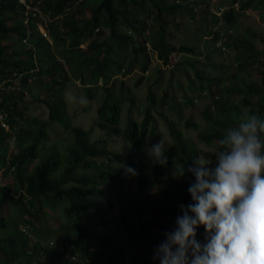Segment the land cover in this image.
<instances>
[{"label": "trees", "instance_id": "16d2710c", "mask_svg": "<svg viewBox=\"0 0 264 264\" xmlns=\"http://www.w3.org/2000/svg\"><path fill=\"white\" fill-rule=\"evenodd\" d=\"M177 1L26 0L30 7L27 9L19 0H0V84L2 80L6 81L4 90L0 89V107L6 110V121L10 126L9 130L0 126V177L14 180V184H0V212L9 206L15 213L10 218L0 216V264H159L153 258L155 249L166 239L164 234L176 227V218L182 215L180 206L192 203L188 188L195 182V177L186 172L185 181H182L176 173L199 157L200 151L183 138L177 123H173L170 129L177 144L165 148L167 164L147 163L146 158L140 156L143 140L134 123H130L125 131L119 129L122 101L107 87L110 75L114 73L113 54L124 55L132 47L134 59L141 56L144 59L142 70L148 71L150 60L146 46L123 29L132 28L151 38L160 61L170 66L172 54L183 53L191 57L196 55V47L183 45L178 48L168 42L167 36L171 34L169 17L185 12L194 20H200L210 36L215 31L213 41H218L220 33L226 35L233 29L238 32L239 17L253 7L254 0L243 3L239 10L233 7L239 0H230V10L213 17L208 11V0H192L186 5ZM147 3L156 11L151 20L152 10L147 8ZM255 4L260 6L259 2ZM35 6L55 18V23L60 21L59 25L54 22L48 25L52 44L38 29L33 12ZM194 6L199 11L195 12ZM83 12L87 17L82 18ZM261 17L264 21V14ZM151 21L158 26L152 27ZM178 23L179 19H176V27ZM248 29V38L257 37L264 44V36ZM106 31H109V37L100 43ZM29 33L31 38L24 43L23 39ZM93 38L89 50L83 53L79 46ZM248 38L231 35L225 44L240 50L241 54L236 72L231 76V86L220 92H213L209 85L211 79L196 67L197 59L192 57L191 62L181 64L192 68L189 84L200 97L203 92H208L211 98L220 95V100L214 103L215 114L209 104L202 110L207 127L200 140L207 146L219 142L225 129L233 125L234 118L241 112L264 118V63L261 61L264 60V47L259 50ZM67 47H71L72 52L67 57L70 76H79L84 84H97L104 78L108 95L98 109V127L104 129L109 138L123 137L130 141L133 147L129 158L113 153L107 147L108 141L92 138L90 132L71 123L65 98L71 77L58 65L54 53L59 51L65 56ZM213 50L201 52L206 55L207 62L214 53L224 54L221 48ZM34 53L38 55L40 71H35ZM225 69L223 67L222 73ZM14 71L24 73L20 84L17 79L11 82ZM243 74L249 76L250 82H246ZM34 77L35 89L29 86ZM142 81L140 78L137 86ZM161 81L157 76L155 84ZM33 90L40 93L37 99L41 102L40 97L43 98L45 93L44 100L50 109L49 121L27 114L29 108L22 106L25 93L32 94ZM88 91L91 94V90ZM157 93L149 89L151 106L164 107L169 99L173 104L170 109L177 105L181 115L177 96L165 92L159 97ZM91 97L94 98V94ZM183 100L187 106L192 104V99L187 96L183 95ZM50 121L70 129L74 135L72 145L71 141L62 145L66 146L69 155L67 163L57 145L46 147ZM186 123L192 125L189 121ZM179 143L184 146L179 147ZM112 158L116 167L109 163ZM37 161L40 162L39 173L33 169H38L34 167ZM126 167L135 169L137 174L127 173ZM128 177L131 187L127 194L123 188ZM99 198L107 201L108 207L98 205ZM58 215L62 224L54 226L50 221ZM31 235L35 238L34 244H30ZM204 236L205 230L198 227L197 240ZM46 239L49 242L44 246ZM134 249L136 252L130 256L129 252Z\"/></svg>", "mask_w": 264, "mask_h": 264}, {"label": "clouds", "instance_id": "9594fccd", "mask_svg": "<svg viewBox=\"0 0 264 264\" xmlns=\"http://www.w3.org/2000/svg\"><path fill=\"white\" fill-rule=\"evenodd\" d=\"M177 3L182 4L180 0H178ZM236 4H238L239 6L238 2ZM229 7L231 8L232 6ZM233 7L236 10H239V8H236L235 5ZM230 8L226 9L224 5L218 7H213L210 5L208 11L212 13V17L213 15L221 16L224 15L225 12L229 11ZM197 11H199L198 7H196L195 9V12ZM33 12L35 19L38 20L37 25L40 33H42L43 38H45L50 42V44H52L53 40L51 34H49L48 25L52 24L53 22L55 25H59L60 21L58 23H55V18H52L50 14H44V12L40 10L39 6H35V8H33ZM123 29L127 35L143 42L147 48V52L149 51V47L152 44L151 38L146 37L144 34V36L140 35L138 31H135L132 28L124 27ZM98 30L99 29L96 30V33H98ZM206 33L207 37L209 36L208 41L206 42L210 43L213 49L216 47L221 48L224 54L229 51L228 49H230V47L228 48L225 44L228 43L231 35L233 37L236 35V32L233 29L230 30L226 35L220 33L221 38L218 41H213L214 36H216V32L214 31L213 35L210 36L206 29ZM109 34V31H106L105 35L100 38L99 42L101 43L105 41L109 37ZM171 34L169 35V37L171 36ZM29 38H31L30 33L28 34V37L26 39H23V42L27 43ZM94 39L95 38L82 43L79 46V49L83 53L87 52L89 50L91 42ZM184 46L190 45L184 44ZM131 48L132 47L129 48L130 52L133 55L131 63L136 64L141 62L142 69V66L144 65V59L141 56H138L136 59H134V54ZM67 49L68 52L64 51L66 53L65 56H63V53L59 51L54 53L56 55V61L58 65L62 66L66 73L70 76L71 66L67 60V57H70L72 52L71 47H67ZM128 50L124 54L125 56L128 55ZM181 54L184 57H190V55L187 56L183 53H180V56ZM173 55L174 54H172V56ZM116 56V54H113L111 60L114 68V73L110 75L111 79L107 87L110 88L115 98L122 101L121 112L119 115L120 122L118 127L122 130V128L120 127L123 113L122 106L127 101L131 105V107L127 109L128 125H130V123H134L135 128L138 131L137 133L139 138H142L143 140L144 147L143 152L140 156H144L147 163H149L148 161H153L160 165H166L168 162V158L165 154V148L172 143L177 144L172 136L170 126L173 123H177L178 129L182 132L183 138L185 139V131L189 129L197 130L198 124L196 122L194 123L191 119H186L184 121V110L187 109V107L194 106L203 109L204 107H206V105L209 104L214 112V103L215 101L220 100V95L217 94L215 97L211 98L209 97L208 92H203L202 96L200 97L198 92L193 91L190 87V84H188L189 88L187 90L191 91L192 93H187V97L192 99V104H189L190 106H187L185 105L184 100L181 101L177 99V103H179L181 106V115L179 113V109H177V105H175V109H170L173 107V104L169 99H167V104L164 107L160 106L159 109H162L161 112H159V110L153 112V109L156 106L150 105L148 97L146 98L147 102L146 100L141 101L139 98V90L136 87L142 84L141 83L137 86V82L140 78L137 80L136 84L131 87H126L125 84L127 82H124L123 78L118 79L119 76H122L124 72H129L128 75L131 74L132 70H125V57H122L121 61L116 62ZM193 56L194 55H191L190 58H192ZM193 58L196 59L195 57ZM149 60L151 64L150 54ZM261 61L262 63H264L263 59H261ZM33 62L36 68L35 71H40L38 55L35 53L33 54ZM13 75L14 79H11V82L17 79L18 81L16 82H19L20 84L24 73L14 71ZM72 76L73 75L70 76L71 80L68 82V84L72 81L74 77ZM75 76L77 77V83L81 86L83 91L88 94V89L91 90V94H88L89 98L95 99L100 94L98 91L101 90L103 93L100 97L102 98L101 104H103L104 98L108 95L104 89V85L106 84L104 78H100L97 84H92L90 82H86L84 84L79 76ZM34 81L35 77L32 79V82L29 84V86L32 85V87H34V85L36 84V82L34 83ZM119 81L120 84L118 86ZM5 84L6 81L2 80L0 89L4 90ZM67 87L65 90V96ZM115 87L116 89H118V92L128 91L129 95H127V97H121V95L118 94L119 96H117V94H115L114 92ZM211 87L214 93L219 92L215 90V87ZM28 94L29 92L25 93L23 103H30V100H27V98H29ZM93 94L94 98L91 97V95ZM44 98L45 93L44 97H40V99L42 100V103L46 104ZM1 102L2 98H0V103ZM136 102L138 103L135 104ZM142 102L146 104L145 108L143 109L145 111V114L143 120L139 122L133 118L132 111L135 109L136 105H139ZM26 106L28 107V104H26ZM46 106L49 111L48 119H41V121H49V119H51L49 106L47 104ZM101 106L102 105H100V107ZM150 106L151 108L149 109ZM67 112L68 114L70 113L68 104ZM5 113L6 110L0 107V114L2 115L3 122L7 125V127L2 126L1 120L0 126L3 129L9 130L10 126L6 121L7 117ZM170 113H175L176 119L171 118L169 115ZM156 114L159 115V117L165 124L167 132H169V135L172 138L171 144H166V138L163 136L164 133L158 132V119L156 118ZM35 117L38 118L37 116ZM201 117L204 119L203 115ZM70 121L71 123H73L71 116ZM183 121L184 124L182 128ZM187 121L192 123V125L189 126L188 123H186ZM48 123L50 127H52V125H59L64 127L63 125L57 124L52 121ZM73 125L75 124L73 123ZM173 127L175 126H172V128ZM206 127L207 122L203 131H205ZM99 129L104 135L103 141H106V143L108 141L107 147L110 151L115 154L121 155L124 158H129L133 147V144L130 141H126L125 139H123V137L109 138L107 137L104 129ZM203 131L199 133V141L204 144V142L200 140V135ZM113 138L121 139L124 143V146L119 153H116L110 147L111 140H107ZM147 139H150L149 143L147 142ZM186 139L189 141V138ZM69 140L70 138L66 143H64V145H66ZM191 144V146H194L196 150L200 151L199 157H197L186 167L178 169L176 176L182 177V181H185L184 175L186 172L191 173L195 177V182L192 183L188 188L192 203L188 204L187 206H180L182 215L177 216L176 227L174 228V230L166 232L164 234L166 239L155 249L153 258L158 260L159 264H264V118H261L258 115L249 112H241L240 114H238L234 118L233 125L225 129L224 134L219 142L211 146H207L206 144H204L206 147H215L217 151L214 153L206 150H201L195 144ZM183 146V144L179 143V147ZM109 163L112 166L116 167L115 159L112 158ZM126 172L132 174L133 176L137 174L135 169L131 167H126ZM190 177L191 176H189L188 178ZM198 227L205 230V236L204 238L197 240Z\"/></svg>", "mask_w": 264, "mask_h": 264}, {"label": "rangeland", "instance_id": "374dc122", "mask_svg": "<svg viewBox=\"0 0 264 264\" xmlns=\"http://www.w3.org/2000/svg\"><path fill=\"white\" fill-rule=\"evenodd\" d=\"M170 1V0H169ZM210 5L213 7L223 6L226 9H229V1L230 0H208ZM249 0H239V6L238 4H235L236 8H240L241 5ZM189 2H192V0H189L188 2H182L183 5L188 4ZM260 3V6L256 5L255 3ZM90 4V3H89ZM147 8L152 10L151 12V19L155 18L156 11L155 8H151L148 3L146 4ZM253 7L250 9H247L246 11H243L239 18V24L238 27H236L237 35H240L241 38H248L246 31L249 30L248 28L252 29L257 35L264 36V21L261 17V15L264 14V0H254L253 1ZM258 6V8H256ZM197 6H194L196 8ZM82 18L87 17L86 13H82ZM174 17H176L174 19ZM174 17H169L170 22V32L172 33L171 36H167L168 42H171L174 46H177L178 48L183 46L184 44L195 46L196 47V55L195 57L198 60L197 68L199 70H203L205 72V75L209 78H211L210 86L215 87L216 91H222L224 89L229 88L232 83V74L236 72V68L238 66V58L241 54L240 50H235L233 47L230 48V50L225 54H218L214 53L211 56V59L209 62L206 61V58L204 55H201V52L205 50H213V47L210 43L206 42L208 41L209 36L207 37L206 28L203 26L202 22L200 20H194L192 17H190L187 13H179L178 15ZM176 19H179V26L176 27L174 24L176 22ZM175 21V22H173ZM12 24V23H10ZM152 27H157L158 25L155 24L153 21H151ZM249 33V32H248ZM169 37V38H168ZM251 43L255 44L256 47L261 50L264 47V44L256 38H248ZM154 46V45H153ZM86 47V44H85ZM84 47V48H85ZM132 49V48H131ZM157 48L154 46L152 47V44L149 47V54L151 58V64L148 68L147 72H143L141 69V62L132 64V58L133 55L130 52V49L128 50V55H121L117 53V56L115 58V61H121L122 57H125V70L129 71L132 70V73L128 75L129 72H124L122 76H119L118 79L123 78L124 82H127L125 85L126 87H131L136 84L137 80L141 77H143L144 81L142 84L136 88L139 90V98L141 101H145L148 97L149 89L152 88L157 94H159V97H162L165 92H168V94L177 96L179 100H183V95L188 96V94H191L192 92L187 90L189 88V80L191 77L190 75H193L192 69L190 66H183L182 63H185V61L191 62L190 57H184L182 54L180 56V53L174 54L172 57H170V66L163 64L162 61L157 56ZM214 52V50H213ZM141 61V59H140ZM223 67H225L226 72L222 73ZM160 71V72H159ZM247 71V70H246ZM160 77L162 81L159 84H155L156 77ZM246 82H250V78L247 74L242 75ZM222 78V80L220 79ZM224 81V82H223ZM77 77L74 76L72 81L68 84L67 92H66V99L67 104L69 106V115L71 116L72 122L76 126H81L86 131L90 132V135L92 138L95 139H104L103 133L100 131V129L97 127L99 117H97V109L102 105V98L100 97L103 93L101 90L98 91L100 94L95 98L91 99L89 98L88 94L83 91L81 86L77 83ZM181 84L180 87L177 86V84ZM120 84V81L118 82V86ZM37 85L35 84L33 89H35ZM41 88V87H40ZM40 88L39 91L41 90ZM120 88V87H119ZM115 94L121 97H127L129 95L128 91L122 92L118 89L114 90ZM188 93V94H187ZM34 92L29 93L27 100H30V103H23L22 106H26L28 104V111L27 114H31L33 116H37L40 120L41 119H48L49 111L46 106V104L39 102L37 100L38 94L40 96V93ZM236 100H238V97H236ZM147 102V100H146ZM136 102L135 104H137ZM146 104L142 102L139 105H136L135 109L132 111V116L137 121H142L144 118L145 111L143 110L145 108ZM27 107V106H26ZM123 113H122V120L120 123V127L122 130H125L128 125V108L131 107L130 103L126 101V103L123 104ZM160 105H157L153 112L158 111L161 112L162 109H159ZM203 109L200 107H187V109L183 112V120L191 119L194 123L196 122L198 124V129H189L185 131V138H189V141L193 144H195L199 149L206 150L209 152H216L215 147H206L203 143L199 141V133L203 131L206 121L201 117L203 114L201 113ZM171 118L176 119L175 113L169 114ZM156 118L158 119V132H163V136L166 138V144L172 143V138L169 135V132H167L166 126L163 123L162 119L159 117L158 114H156ZM182 123V128L183 124ZM48 131L50 134L49 142L46 144V147H51L52 145H57L62 153V159L65 163L68 162L69 155L67 154L66 147L62 146L64 143L68 141L70 145L74 142V135L70 131V129H66L59 125H52V127H48ZM102 134V135H101ZM148 136V135H147ZM111 140L110 147L116 152L119 153L120 150H122L124 143L121 139H107ZM147 142H150V139H147ZM62 144V145H61ZM13 142L10 144V146L13 148ZM118 151V152H117ZM42 157L39 159L41 160ZM37 166L38 169L33 168L34 170H38L37 173L40 171V162L37 161L34 163V167ZM127 181L125 182V185L123 188L124 193H129L130 189V180L129 177L126 178ZM12 183L14 184L13 178L7 179L5 176L0 177V183ZM112 198L114 199V195H112ZM97 204L102 207H108L107 201L102 200V198H99L97 200ZM13 208L9 206H5V208L0 212V216L10 218L11 216H14L15 213H13ZM21 217V216H20ZM22 220V217L21 219ZM21 222V221H20ZM52 225L57 226V223L62 224L61 216H57L56 218L52 219L50 221ZM40 222V226H41ZM31 242L30 244H34V236L31 235ZM48 240H43L44 246L48 245ZM136 252V250H131L129 252V255L132 256ZM138 253H142L138 252ZM131 258V257H129ZM152 259V256L150 255V260ZM72 260V259H71ZM73 261V260H72Z\"/></svg>", "mask_w": 264, "mask_h": 264}, {"label": "built area", "instance_id": "2783aa9c", "mask_svg": "<svg viewBox=\"0 0 264 264\" xmlns=\"http://www.w3.org/2000/svg\"><path fill=\"white\" fill-rule=\"evenodd\" d=\"M20 3H22L23 5L26 6L27 9H30L29 5L27 4L26 0H19ZM46 35V34H45ZM0 120L2 121V126L3 127H7V125L3 122V117L2 115L0 114Z\"/></svg>", "mask_w": 264, "mask_h": 264}]
</instances>
